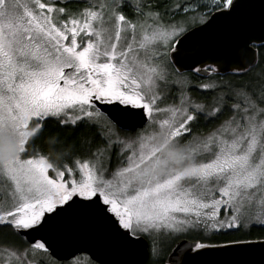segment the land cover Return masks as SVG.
I'll use <instances>...</instances> for the list:
<instances>
[{
    "label": "snow or ice",
    "instance_id": "snow-or-ice-1",
    "mask_svg": "<svg viewBox=\"0 0 264 264\" xmlns=\"http://www.w3.org/2000/svg\"><path fill=\"white\" fill-rule=\"evenodd\" d=\"M255 8L0 0V140L16 146L0 164V264H61L52 243L69 229L102 252H134L147 240L151 264L168 241L180 242L168 264L210 249H264L246 239L264 229V68L249 75L264 36L244 41L246 63L227 64L235 82L220 61L194 65L213 74L198 96L181 63L216 24L264 32V5ZM50 122L79 134L45 136Z\"/></svg>",
    "mask_w": 264,
    "mask_h": 264
},
{
    "label": "water",
    "instance_id": "water-1",
    "mask_svg": "<svg viewBox=\"0 0 264 264\" xmlns=\"http://www.w3.org/2000/svg\"><path fill=\"white\" fill-rule=\"evenodd\" d=\"M249 2L256 6L255 11L257 14L260 7L264 5V0H249ZM261 36H264V32L261 31L258 23L248 30H241L236 25L216 24L204 32L197 33L196 37L193 38V54L181 61L183 71L206 77L209 73L203 71L196 73L191 71L192 67L194 65L207 67L213 61H220L221 67L219 70L222 75H226L227 64L246 63L242 59L244 41ZM261 42V39H256L255 45H259ZM257 59L258 55L256 61ZM124 131H130V129ZM178 243L180 242L176 241L171 246L164 259V264H168L169 257ZM52 248L55 258H59L61 262H66L67 259H72L78 255H86L88 258L99 256L105 260L125 261L126 264H146L149 259V243L147 240L138 244L134 252L120 250L102 252L97 244L80 238L79 234L71 229L55 239ZM209 253L208 256L197 258L195 261L190 260L189 264H264V249L258 244L244 248L210 249Z\"/></svg>",
    "mask_w": 264,
    "mask_h": 264
},
{
    "label": "trees",
    "instance_id": "trees-1",
    "mask_svg": "<svg viewBox=\"0 0 264 264\" xmlns=\"http://www.w3.org/2000/svg\"><path fill=\"white\" fill-rule=\"evenodd\" d=\"M164 2H167V0H164ZM257 55H258L257 66L254 69H252V71L249 73V75H254L256 72H259L262 70V68H264V49H260L258 51ZM185 74H187L191 79V82L193 85V95L194 96H198L200 94V91H201L198 88H196L195 86L200 84V83L208 82L209 78L213 77V74H211L207 78H203L201 76H198L197 74H195L193 72H189V73H185ZM224 79H233L234 82L237 81V78L231 76L230 74L224 75ZM57 132H59L63 136H68L69 139H74L79 134V132L69 133L68 131H61L60 129L57 128V125L55 123L50 122L47 125V130L45 131L44 135L48 136L49 134H55ZM36 143H37L38 148L40 150L44 151L45 153L48 152V149L43 147V141L38 140ZM115 164H116V161L113 160L112 166L115 167ZM233 238H235V237H218L216 242L225 243L228 239H233ZM187 239L190 240L191 238H187ZM246 239H248L250 241L264 240V229L252 228L251 231L249 232V235L246 237ZM148 243H149V241H148ZM173 244L174 243H172L171 246ZM149 250H150V244H149ZM146 264H151V257L150 256H149V259H148ZM159 264H164V261L162 258L159 259Z\"/></svg>",
    "mask_w": 264,
    "mask_h": 264
},
{
    "label": "clouds",
    "instance_id": "clouds-1",
    "mask_svg": "<svg viewBox=\"0 0 264 264\" xmlns=\"http://www.w3.org/2000/svg\"><path fill=\"white\" fill-rule=\"evenodd\" d=\"M15 143L8 140H0V164L12 158L15 155Z\"/></svg>",
    "mask_w": 264,
    "mask_h": 264
},
{
    "label": "rangeland",
    "instance_id": "rangeland-1",
    "mask_svg": "<svg viewBox=\"0 0 264 264\" xmlns=\"http://www.w3.org/2000/svg\"><path fill=\"white\" fill-rule=\"evenodd\" d=\"M75 1H76V2H79V0H73L74 3H76ZM204 83H206V82H204ZM113 160H115V158H113ZM172 243H175V242L168 241V242H166V243L163 245V247H162V249H161V255H160L159 259L162 258L163 261H164V259H165V257H166V254L168 253L169 249L171 248L170 246H171ZM169 247H170V248H169ZM149 255H150V250H149ZM78 257H80L81 261H84V260L87 259V257H86L85 255H81V256H78ZM150 257H151V256H150ZM64 264H65V263H64Z\"/></svg>",
    "mask_w": 264,
    "mask_h": 264
},
{
    "label": "flooded vegetation",
    "instance_id": "flooded-vegetation-1",
    "mask_svg": "<svg viewBox=\"0 0 264 264\" xmlns=\"http://www.w3.org/2000/svg\"><path fill=\"white\" fill-rule=\"evenodd\" d=\"M76 2V1H75ZM212 73H209L206 77H203V78H207L208 76H210ZM78 256H81V255H78ZM76 256V257H78ZM86 256V255H85ZM150 256V255H149ZM87 257V256H86ZM88 258V257H87ZM65 262H61V264H64Z\"/></svg>",
    "mask_w": 264,
    "mask_h": 264
}]
</instances>
